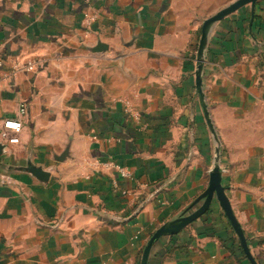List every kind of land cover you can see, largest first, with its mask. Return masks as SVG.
Listing matches in <instances>:
<instances>
[{
	"label": "crops",
	"instance_id": "obj_1",
	"mask_svg": "<svg viewBox=\"0 0 264 264\" xmlns=\"http://www.w3.org/2000/svg\"><path fill=\"white\" fill-rule=\"evenodd\" d=\"M234 1L0 0V264H141L155 231L207 190L218 147L264 264V0L209 36L219 143L196 95L203 23ZM149 264L251 262L215 200Z\"/></svg>",
	"mask_w": 264,
	"mask_h": 264
},
{
	"label": "water",
	"instance_id": "obj_2",
	"mask_svg": "<svg viewBox=\"0 0 264 264\" xmlns=\"http://www.w3.org/2000/svg\"><path fill=\"white\" fill-rule=\"evenodd\" d=\"M259 0H236L229 6L225 7L215 15L206 19L203 23L201 29V37L197 47L196 54V70H195V85H196V95L199 99L201 109L203 111L204 117L207 121V124L215 136L216 140L219 143L217 133L212 124L208 106L205 101V95L203 92V70L205 66V55L209 42V36L212 28L215 24L221 22L228 16L238 12L244 7L250 6L254 12L255 6ZM216 155V164L214 169L210 173L209 186L207 190L189 207L184 216L179 219L167 223L161 226L151 238L146 243L142 258L141 264H149V258L153 247L164 237L174 236L182 232L192 223L199 220L204 216L211 208L213 201L217 200L222 211L224 212L226 218L230 222L232 228L238 236L242 249L249 259L251 264H258L253 254L250 250V247L247 242V238L239 222L237 221L235 214L233 212L230 200L227 196V189L223 186V170L220 166V147L217 148ZM200 204L199 207H197ZM197 207V208H196Z\"/></svg>",
	"mask_w": 264,
	"mask_h": 264
},
{
	"label": "built area",
	"instance_id": "obj_3",
	"mask_svg": "<svg viewBox=\"0 0 264 264\" xmlns=\"http://www.w3.org/2000/svg\"><path fill=\"white\" fill-rule=\"evenodd\" d=\"M36 66H37V64L35 62H30L24 68L26 69V71L31 72L35 69ZM25 111H26L25 108L21 109V112L25 113ZM4 127L7 130H12L16 133H20L21 129H22V124L17 120H9V121L5 122ZM10 142L11 143H18L19 140L15 138V139H11ZM119 171L121 172L122 176H127V173L125 171H123L122 169H119Z\"/></svg>",
	"mask_w": 264,
	"mask_h": 264
},
{
	"label": "rangeland",
	"instance_id": "obj_4",
	"mask_svg": "<svg viewBox=\"0 0 264 264\" xmlns=\"http://www.w3.org/2000/svg\"><path fill=\"white\" fill-rule=\"evenodd\" d=\"M198 47V46H197Z\"/></svg>",
	"mask_w": 264,
	"mask_h": 264
}]
</instances>
